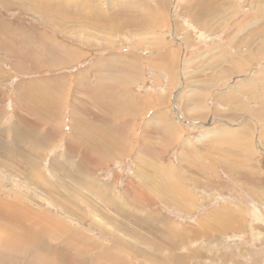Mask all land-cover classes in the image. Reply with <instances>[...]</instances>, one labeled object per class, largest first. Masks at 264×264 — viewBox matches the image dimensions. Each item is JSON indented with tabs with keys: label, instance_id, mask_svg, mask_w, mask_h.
Here are the masks:
<instances>
[{
	"label": "rangeland",
	"instance_id": "374dc122",
	"mask_svg": "<svg viewBox=\"0 0 264 264\" xmlns=\"http://www.w3.org/2000/svg\"><path fill=\"white\" fill-rule=\"evenodd\" d=\"M252 1L0 0V264H264ZM121 125L122 156L69 151Z\"/></svg>",
	"mask_w": 264,
	"mask_h": 264
},
{
	"label": "bare ground",
	"instance_id": "6f19581e",
	"mask_svg": "<svg viewBox=\"0 0 264 264\" xmlns=\"http://www.w3.org/2000/svg\"><path fill=\"white\" fill-rule=\"evenodd\" d=\"M255 99H257V98H255ZM97 102H101L102 103V104H99V105H96V106L100 107L104 111L113 112L115 114V112H114V109H115L116 112H118L117 113L118 118L121 117V116H124L127 113L130 114L129 111L131 109L133 110L134 109V105H135L134 102H129V99L128 98H126V100H124L123 102H121V104L119 103L118 105L113 104V101H110V100L109 101L99 100ZM102 118H105V117L103 116ZM18 119L19 120H22V117H20ZM41 123H44V122H41ZM19 124H20V122H19ZM24 126L29 127V125L26 124V123H24ZM40 126H41V124H40ZM40 126H39L38 129H40ZM128 128H129L128 125L117 126L116 128H111L110 129V131H109L110 134H108V133L105 132V133L102 134V136L95 137V135H93V136L89 137V139L87 137V140L84 138V140H82V141H81V139H78V138L73 137V134H72V138L67 139L66 140V143L69 145V151H73V152L75 151V152H79L81 154L80 157L82 158V161H81V164L82 165H87L88 162H90V163H94L95 162V164H96V163H99L102 160H104L106 157H108V158H110V156L118 157V156H122L125 153V151L127 150V144H128L127 143L128 135H129L128 134ZM36 129L37 128H35L34 130H36ZM77 130L78 131H84V129L82 130L81 128H77ZM38 131H40L42 133V130H38ZM46 131H47V134H46L45 139L46 140H53V137H54L55 132L52 131V130H50V129H48ZM166 132L167 131H165V130H161L159 132V133H161V136L159 138L160 139V142H161L160 143V146H161L160 148H164L165 146H167L168 145L167 143L170 141V139L166 136V134H167ZM216 135H217V133H216ZM35 142H37V141H35ZM78 142H81V143H78ZM158 144H157V146H158ZM32 145H34V144H32ZM35 148H36V146H35ZM155 148H156L155 146H151V149H149V150L153 152ZM160 148L159 149L156 148L155 151L156 150H158V151L161 150ZM90 156L91 157L94 156L96 158V159L94 158L95 161H90ZM212 213L215 214L216 212L215 211H212ZM0 217L1 218L6 217V219H4V220H6L9 223H11L12 220H14V219H11L10 217H8V215H5V214L2 215L1 212H0ZM13 217L14 218L16 217L18 221H19V218H21V216H19V215L13 216ZM202 223H203V221H200L198 223V225L202 226ZM11 224L13 225V223H11ZM19 224H21V223H19ZM22 226H23V224H22ZM2 229H3V227H2ZM26 235H27V233H26ZM28 235H29V233H28ZM74 237L77 240H79V238H81V236L80 235H77V234H74ZM29 241H30V239H29ZM3 242H5V241H3ZM6 243L9 244L8 242H5V244ZM5 244H3V245H5ZM109 260H111L112 262H117L118 261V260L114 261L113 257H110V256H109ZM45 262L48 263V264H54V263H52V260H49V259L47 261H45ZM91 263L90 262L89 263H86L85 262L84 264H91ZM120 264H123V263H120Z\"/></svg>",
	"mask_w": 264,
	"mask_h": 264
},
{
	"label": "crops",
	"instance_id": "0c3cea01",
	"mask_svg": "<svg viewBox=\"0 0 264 264\" xmlns=\"http://www.w3.org/2000/svg\"><path fill=\"white\" fill-rule=\"evenodd\" d=\"M162 58V56H160Z\"/></svg>",
	"mask_w": 264,
	"mask_h": 264
}]
</instances>
